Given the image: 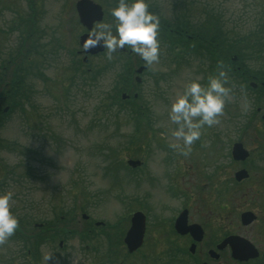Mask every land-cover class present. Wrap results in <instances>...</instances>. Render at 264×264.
<instances>
[{"label": "rangeland", "instance_id": "1", "mask_svg": "<svg viewBox=\"0 0 264 264\" xmlns=\"http://www.w3.org/2000/svg\"><path fill=\"white\" fill-rule=\"evenodd\" d=\"M93 1L99 2L104 9L101 22H110L109 11L117 0ZM33 2L35 6L31 7ZM75 2L0 0V75L6 73L7 68L14 69L13 63L26 71L19 82L24 100L14 108L8 107L0 126V139L3 140V146H0V192L12 191L10 210L23 221L21 234L24 231L30 233L34 226L48 225L47 222L51 223L56 216L73 215V221L81 228L87 223L82 220L81 213H86L92 222H102V226H94L87 241L79 234L63 238L62 248L58 246L57 238L54 241L40 238L34 242L39 243L35 250L24 237L16 238L13 233L0 244V264H43V257L48 252L50 258L46 264H106V241L102 231L109 226L113 228L116 223L125 228L135 209L146 212L147 180L149 194L158 197L152 200L148 217L149 235L158 243L144 244L126 263L143 264L155 260L156 264H164L173 252L166 245L168 236L160 228L167 214L159 202L163 200L164 208L172 207L169 196L178 188L173 180L174 168L178 174L182 170L184 173L178 177V183L184 189L189 187L193 160L196 169L202 170L208 161L202 159L200 162L198 158L211 152L208 147L212 145L213 137L220 142L223 154L218 156L216 163L211 154L210 164L226 162L224 167L227 166L228 143L238 138L236 134L241 126H245L246 132L262 126L264 121L260 116L264 114V102L258 100V91L238 82L229 83L232 91L220 123L202 132L187 157L180 155L168 146L169 142L175 141L171 136L175 125L168 120V106L175 95L183 91L188 80L205 81L207 73L211 72L206 57L198 54L187 57L182 51L175 62L174 54L177 56L181 49L174 53L172 45L159 39V61L146 67L136 86L133 81L123 78L129 75L134 79V69L144 62L127 48L116 50L111 61L105 58V52L88 56L86 63L82 61L78 37L86 30L78 22L73 8ZM147 2L149 10L160 17L161 38L168 34L167 30L174 31L173 36H177L174 28L178 24L189 27L194 25V20L203 19L204 6H208L210 12L220 14L223 29L228 30L231 37L248 33L264 21L261 20L264 18V0ZM30 9L36 10V20L32 21L33 25L26 26L24 33L20 20L29 15ZM30 31L34 33L31 36ZM260 60L247 62L257 68L264 61ZM18 74L21 75L19 70ZM122 91L139 96L135 107L136 113L144 119L142 145L140 142L129 145L138 126L135 115L131 114V105L120 102ZM112 94L116 99L110 98ZM196 152L198 158L197 154L194 156ZM170 156L174 159L170 160ZM128 158L144 161L135 175L126 164ZM177 158L179 160H175ZM149 160L151 164L154 162L155 168L150 164L147 166ZM164 178L167 184L162 191ZM76 184L82 186V194L78 197ZM70 208H74V212ZM91 245L99 247L94 250ZM28 247L31 250L27 256ZM118 256L122 258V253Z\"/></svg>", "mask_w": 264, "mask_h": 264}, {"label": "flooded vegetation", "instance_id": "2", "mask_svg": "<svg viewBox=\"0 0 264 264\" xmlns=\"http://www.w3.org/2000/svg\"><path fill=\"white\" fill-rule=\"evenodd\" d=\"M1 79L6 82V75L3 74ZM260 101L264 102V99H260ZM260 117L264 121V114ZM236 135L238 138L228 143V146H230L227 154L229 161L225 167L226 162L221 165L219 163L217 165L210 164L209 156L211 154L214 155V162L218 159V156L223 154L219 145L220 142L214 140V137L212 145L208 147L211 152L207 151L206 157L198 158L199 154L197 152L194 154V156L198 155L197 158L200 159V162L202 159L208 162L205 161L206 165L202 167V170L198 171L196 169V161L193 160V164L190 161L193 166V172L192 178L189 179L190 186L186 187V189L178 183V177L184 174L183 170L178 174V170L174 168L172 172L174 175L173 180L178 188L175 189L174 194L169 196L170 200H172V207L164 208L163 200L160 199L159 202L162 211L167 214L160 228L162 233L168 236L166 245H169L170 250L173 252L170 259L164 260V264H176L180 263V261L187 264H264V123L262 122V126L252 132H246L245 126H241ZM136 136L143 138L140 135ZM236 142L241 143L243 149L247 152L245 157H233L232 146ZM247 142L252 146H249ZM171 157H169L170 160L174 159ZM136 159L140 160L139 164L135 167H129L134 175L138 170L140 171L144 164L141 158ZM148 164L151 166L150 160L147 166ZM157 171L160 172V170ZM239 171H242L241 177H237L239 176L237 175ZM147 184L148 197L144 201L147 206L146 212L142 209L133 211L143 212L145 217L142 244L136 250L128 252L127 246L123 242V236H121L120 251H122V256H125L119 258V250L115 248L116 245H113L114 243L109 246L104 233L109 231L113 235L121 230L124 233L131 222L129 220V225L127 226L126 224L125 228L120 227L118 223L113 228L109 226L101 234L106 241L104 249L112 247V251H114V254L111 253L112 256L107 260L106 264H127L126 262H129L144 244H150L152 241L148 226L149 209L153 206L152 200L155 201V198L158 197L155 195L153 197L149 194L151 191L148 180ZM165 184H167L166 178L163 180L162 191ZM182 196L185 198L183 199ZM243 213H248L249 217L252 218L248 224L242 221L241 216ZM81 218L87 221L85 225L80 226L81 228L74 221L71 224L68 217L65 218L66 227L74 226L75 224V228H78V230L87 228L88 232L93 234L94 226H102V222H92L87 214H81ZM177 220L180 223L179 228L175 226ZM47 224L48 229H54L55 219L51 223L50 221L47 222ZM117 237L119 238V235ZM230 237H235L238 240L240 239V241H247L255 255L241 259L234 258L229 243L225 241V245H220L225 239ZM152 242V245H156L158 240H153ZM38 246L39 243L34 245L35 250ZM59 246H62V244H59ZM98 247L92 246V249L97 250ZM36 263L39 264L38 262ZM156 263L155 260H149L143 264Z\"/></svg>", "mask_w": 264, "mask_h": 264}, {"label": "clouds", "instance_id": "3", "mask_svg": "<svg viewBox=\"0 0 264 264\" xmlns=\"http://www.w3.org/2000/svg\"><path fill=\"white\" fill-rule=\"evenodd\" d=\"M109 15L113 18L111 22L96 24L84 39L85 51L100 44L106 49L104 56L108 61L116 50L125 48L137 54L146 67L159 61L160 17L149 10L147 0H117ZM231 91L228 71L220 61L215 71L208 74L206 83L202 84L199 78L188 80L168 106V120L175 125L171 129L175 141L169 142V148L187 157L202 132L220 123ZM12 197L10 190L0 192V244L18 228V219L10 211ZM49 253L44 255L43 264L50 258Z\"/></svg>", "mask_w": 264, "mask_h": 264}, {"label": "trees", "instance_id": "4", "mask_svg": "<svg viewBox=\"0 0 264 264\" xmlns=\"http://www.w3.org/2000/svg\"><path fill=\"white\" fill-rule=\"evenodd\" d=\"M204 7L203 19L196 22L194 20V25L189 27H187L188 25H181V27L176 25L174 29L175 32H178L177 36H173L174 31L167 30L166 32L168 34H163V39L161 36L159 39L163 40L165 43L167 42L168 45H172L171 49L174 53L178 48H180L181 51L179 52L182 53L183 51L186 55H188L187 57L197 54L205 56L209 62L208 65L211 70L210 73L215 71L218 61L222 62L228 71L229 83L231 84L238 82L246 88H249L248 82H251V80L258 83L262 82L264 84V61H262L264 60V21L256 25L252 30L248 31V33L231 37L228 34V30L223 29V22L221 21L220 14L210 12L208 6ZM206 10H209V12H205ZM262 19L264 20L263 17L261 20ZM176 43H178L177 47L174 46ZM234 56L236 57L235 61L233 60ZM258 59H261L260 61H262V63L257 68L251 67L247 62L250 60L256 61ZM18 70L21 72V75L18 74ZM27 71H29V69ZM15 72L16 73L9 76L7 83L2 84L0 82V126L2 125V117L5 115L2 111L4 104H10V108H14L18 103L22 102V99L25 97L24 92H22V85H19L20 79L25 77V68L18 69L17 66ZM207 76L208 73L204 81L205 83ZM128 77L129 75L126 77L124 76L123 80H129ZM260 87L261 86H259V88ZM262 89H264V87ZM110 98L116 99V95L112 94ZM121 103L126 104L125 101H122ZM2 143L3 140L0 139V146H3ZM74 188H77V191H75L77 197L82 194V186H80V184H76ZM70 210L74 212V208H70ZM16 217L18 219V228L14 232V236L20 239L24 237L25 241L29 243L31 247L34 245V242L39 240V238L44 240L50 239L53 241L56 237H68L73 234H79L80 237L85 240L91 238V232H88L87 228H84V230H78L72 225L70 227H66V219L60 216L55 217L57 223L60 224H55V230L53 232L48 230L46 227H43L40 229V232L35 233V235L34 232L36 231V228L33 227L30 233L24 231L21 234L20 228L23 226V221L19 215H16ZM73 217V215H68L71 224H73ZM117 235H119V238ZM104 236L107 237L109 246L114 243L113 245H116L115 248L122 253V251H120L121 236H123L122 230L113 235L111 232L107 231L104 233ZM30 249L31 248L28 247L26 251H29ZM111 253L114 254L112 247L106 248L104 251V259L109 260L112 256ZM124 256H122V258Z\"/></svg>", "mask_w": 264, "mask_h": 264}, {"label": "water", "instance_id": "5", "mask_svg": "<svg viewBox=\"0 0 264 264\" xmlns=\"http://www.w3.org/2000/svg\"><path fill=\"white\" fill-rule=\"evenodd\" d=\"M75 8L78 13V18L81 23V25H84L88 30H91L93 23L95 21H99L102 19V9L101 6L92 0H78L75 4ZM90 32L82 33L79 37V44L82 46L84 39L87 38L88 34ZM83 48V47H82ZM104 48L102 45L98 44L95 47H89L86 51L83 49V52L85 54H95L98 52L103 51ZM86 59V57H84ZM144 66H140L136 71L140 73L143 70ZM122 97L124 98L125 95L123 94ZM232 154L233 157L239 158V157H245L247 155V152L242 148V145L240 143H235L232 147ZM128 163L131 165H135L139 163L138 161H129ZM237 177L242 176V171H239L237 173ZM134 214L131 217V223L129 228L127 229L126 233H124L123 242L127 246V249L129 252H132L136 250L143 241V234H144V223L145 217L142 214V212L137 211L133 212ZM243 223L250 222L252 219L249 217L248 213H243L242 216ZM176 221L175 226L180 227V223ZM184 231V230H183ZM229 243L232 251V256L234 258H246L249 256H254L253 249H251V245L248 244L247 241H240V239H236L235 237H230L224 240L220 245H225L226 242ZM205 264V263H203Z\"/></svg>", "mask_w": 264, "mask_h": 264}, {"label": "bare ground", "instance_id": "6", "mask_svg": "<svg viewBox=\"0 0 264 264\" xmlns=\"http://www.w3.org/2000/svg\"><path fill=\"white\" fill-rule=\"evenodd\" d=\"M153 164H154V162L151 164L152 167H153Z\"/></svg>", "mask_w": 264, "mask_h": 264}]
</instances>
